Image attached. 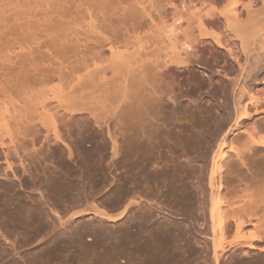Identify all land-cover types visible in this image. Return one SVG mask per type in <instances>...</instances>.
I'll list each match as a JSON object with an SVG mask.
<instances>
[{"label": "bare ground", "instance_id": "obj_1", "mask_svg": "<svg viewBox=\"0 0 264 264\" xmlns=\"http://www.w3.org/2000/svg\"><path fill=\"white\" fill-rule=\"evenodd\" d=\"M144 1L146 0H130L129 3L118 5L114 0H85L76 6L82 7L81 11L88 17V20L86 18L85 20L90 32L89 34L85 32L84 35L85 38H91V44L84 42L78 44L80 40L75 43H61L59 44L61 48L53 52L21 49L20 53L13 55L14 59L24 56L27 58H17L19 66L13 62L12 56L0 59L1 175L8 177V173H11L14 179L20 180L13 158L18 157L22 172L25 173L27 160L39 156L37 141L40 137H42L40 142L47 143L49 147L62 146L68 160L73 159L76 162L79 159L90 165L96 164L98 162L96 159H102L106 153H110L111 162L118 163L129 157L131 149L135 146L139 148L136 157L141 156L137 173L142 175L143 167L149 164L153 167L150 161L154 149L159 145L160 124L155 121L152 114L157 112L161 104H165V99L173 101V96L167 92L169 88L173 90V85L167 87L168 89L161 87L163 70L170 66L185 67L192 60L190 57L196 56L195 45L200 44L199 42L192 44L187 39L177 40V33L186 35V30L183 34V30L180 31L177 26L173 29L174 25L180 24L185 18L196 24L201 38L212 36L215 46L224 51L228 66L224 78L230 79L234 110L230 121L218 125L216 137L207 144L203 152L204 174L200 178L202 196L199 199L203 203L204 200L209 201V206L205 210V206L200 205L202 221L197 223L195 229L205 238V256H209L205 263L210 260L207 264H250L254 260L252 255L264 256V219H259L256 209L251 208L252 206L248 209L250 211L246 210L243 218L222 219L216 201L223 194V190L227 192L234 190V185L231 186L229 183L232 179H237L238 184L244 183L246 188L255 187L258 182L256 170L259 172L264 169V138L256 139L253 136L254 133L264 130V89L255 86L260 82L264 83V78L260 81L257 76L258 68L264 66V58L252 57L249 45H246L240 49L243 52L242 60L236 54L233 45L227 43L228 40L222 42L219 34L206 26L220 24L224 36L232 34L238 39L239 34L250 30V27H245L247 19L258 12L264 13V0H259V9H254L250 0L244 3H241L242 0H230L229 4L222 8L216 6L224 0H206L210 4L209 10L202 12L198 8L196 9L198 11L190 10L189 13L184 2L177 7L173 5L172 0H165L164 3L156 1L160 10L157 8L154 10L158 16L166 6L173 7L170 15L172 24L163 26L164 29L159 23L160 29L152 26L155 23L154 17L146 10ZM29 2L30 0H0V16L4 23L1 26L3 28L0 30V39L7 38L8 32L18 35L19 30L21 37H30L40 30L36 28L41 26L38 19L37 22L30 21ZM243 15L245 18L241 19ZM61 16L58 26H47L58 35L67 30L65 25H71V21L76 19L66 12L61 13ZM161 16L159 19L163 21L165 15L163 19ZM144 17L152 23L148 32L146 31L149 39L140 49H130L127 41L131 35L134 36V41L141 40L139 37L141 34L135 32L137 28L133 21ZM163 22L162 25L165 23ZM242 22L245 23L244 26ZM9 24L13 26L8 27ZM256 31H253L254 34H257ZM227 32L228 34H225ZM73 35L75 39L84 36L83 33L77 32ZM54 39L57 40V37ZM12 41L14 44V38ZM12 43L6 41L0 44V48L9 47ZM120 46L122 50H119ZM104 49H107L108 55H105ZM260 51L264 52V47L260 48ZM8 55L12 53L9 52ZM45 55L50 56L46 62L41 59ZM71 57L74 59L69 60ZM250 63L252 69L248 70ZM25 65H30V69L22 70ZM233 73L237 75L231 76ZM52 83H56L58 88L63 87L64 90L59 94L51 93ZM77 114L86 115L87 118L75 117ZM91 123L97 128L95 135L104 136V139L100 138L94 142L89 140ZM74 130L76 136H73ZM117 136H120V139ZM3 164L5 166L2 168ZM128 172L124 183L133 182L132 172ZM61 173L68 179L69 186L61 184L57 172L43 168L41 174L43 179L40 180V184L45 187L46 196L42 202H50L52 196L62 200L61 194L68 195V202H90L91 196L87 194L88 192H81L70 183L72 179L69 175L72 171L66 170ZM146 177L154 181L166 179L151 169ZM33 178H30V183ZM77 178L83 179V176L79 175ZM14 185L16 184L11 181L3 188L2 193L5 196L2 202H9L6 196L9 193L15 195ZM251 196L253 194H250ZM124 198L128 204L139 202L131 192H126ZM106 202L113 200L108 198ZM127 212L125 207L116 214H110L95 205H90L72 213L71 218L92 213L111 222H117L122 220ZM248 223L259 227L262 232L249 239L240 237L233 243H226L225 237L230 231L240 234ZM140 228L139 225L128 223L122 231L107 236L110 241L119 243L122 240H129ZM159 233L164 235L165 231L159 230ZM71 242L80 246L81 236L76 234ZM168 242L157 235L149 237L148 246L161 249L159 253L154 254L155 262L174 263L173 258L180 251L179 244L175 238L169 242L171 248H166L163 244ZM64 244L65 247L71 246L66 241ZM236 250H240L243 257H250V261L232 260ZM180 253L181 257H184L185 251L181 250ZM258 263L264 264V260Z\"/></svg>", "mask_w": 264, "mask_h": 264}, {"label": "rangeland", "instance_id": "obj_2", "mask_svg": "<svg viewBox=\"0 0 264 264\" xmlns=\"http://www.w3.org/2000/svg\"><path fill=\"white\" fill-rule=\"evenodd\" d=\"M83 1L85 0H30L28 5V12L31 14L30 21L37 22L38 19L41 26L36 28L40 30L30 37H21L19 30L18 35L8 32L7 38L0 39V44L6 41L12 43V38H14V44L0 48V59L12 56L13 62L19 66L20 63L16 62L17 58H27L24 56L14 59L13 55L20 53L21 49L30 48L33 51L53 52L61 48L59 45L61 43H75L80 40L78 44H91V38H85L84 35L85 32L87 34L90 32L86 25L88 17L84 11H81L82 7L76 6ZM114 1L121 5L129 3L130 0ZM156 1L165 2V0H146L143 3L157 23H150L147 17L133 21V25L137 28L135 32L141 34L139 36L141 40L136 42L133 40L134 36L131 35L127 41L130 49H140L142 45H145L144 43L149 39L147 30L151 24L158 29H160L158 23L162 29L165 25L172 24L170 15L173 7L166 6L165 10L159 13L162 16H158L154 10V8L160 10ZM247 1L242 0L241 3ZM250 1L254 9L260 8L259 0ZM171 2L177 7L184 2L188 13L198 8L205 12L210 7L206 0L205 2L202 0H172ZM229 2L230 0H224L216 7H226ZM63 12L76 19L71 21V25H65L67 30L60 33V36L47 26H58ZM260 13L262 12L256 13L257 18L255 15L247 19L249 22L246 20V24L242 22L243 26L245 24V27H250V30L247 29L239 34L238 39L228 32L225 33L228 35L224 36L220 24L206 27L217 32L222 42L228 40L227 43L233 45L236 54L242 60L243 52L240 49L246 45H249L252 57L262 56L264 58V52L260 51V48L264 47V13ZM160 16L164 17L165 20L162 19L166 24L159 19ZM244 18L243 15L241 19ZM190 22L184 18L180 24L174 25L173 29L177 26L180 31L183 30V34L186 33V35L177 33L176 38L179 41L187 39L192 44L198 42L200 44L195 45L196 56L190 57L192 60L185 67L170 66L163 70L161 87L169 88L173 85V90L167 88V92L173 96V101L165 99V104H161L157 112L152 114L155 121L160 124L159 145L154 149L150 161L153 167L149 164L143 167L142 175L137 173L141 156L136 157L139 148L135 146L131 149L129 157L127 156L118 163L111 162L110 153H106L102 159H96L98 161L96 164L90 165L79 159L76 162L73 159L68 160L67 153L62 146L49 147L47 143L40 142L42 139L40 137L37 141L39 156L36 155V158L27 160L25 173L22 172L18 157L13 158L20 180L14 179L11 173H8V177H4L0 170V264H207L210 262L208 260L205 263L209 256H205L204 235H199L195 229L197 223L202 221L200 205H204L205 210L209 206V201L204 200L205 203H203L199 199L202 196L200 178L204 174L202 173L203 152L207 144L216 137L215 131L218 125L231 120L234 114L233 96L230 79L224 78L227 73L225 69L228 67L226 57L223 55L224 51L215 46L212 36L201 38L196 24L193 21ZM3 25L0 16V30ZM126 25L130 26V24ZM9 26L13 25L9 24ZM254 30L258 31H256L257 34H254ZM75 32L83 33L84 36L81 35L79 39H75L73 35ZM54 37H57V40ZM122 49L120 46L119 50ZM106 50L104 49L105 55H108ZM9 52L12 55H8ZM49 58L50 56L45 55L41 59L46 62ZM73 59L71 57L69 60ZM29 69L30 65L22 68V70ZM250 69H252V64L248 70ZM235 74L237 75V73L230 75ZM257 76L260 81L264 78V66L258 68ZM255 86L264 89V83L260 82ZM56 87V83L50 85L51 93L59 94L64 90L63 87ZM9 105L11 106V103ZM75 117L87 118L86 115L81 116V114ZM90 126L89 140L94 142L100 138L104 139V136L95 135L97 128L92 123ZM73 136H76L75 130ZM253 136L256 139L264 138V130L254 133ZM117 138L120 139V136ZM230 155L232 156L233 153ZM3 166L5 165L3 164L2 168ZM43 168L57 172L63 186H69V182L61 171L71 170L69 177L72 181L70 183L81 192H88L87 194L91 196L90 202H68V195L63 194H61L62 200L52 196L50 202H42L43 197L46 196V189L40 184V180L43 179L41 176ZM150 169L166 179L164 181L147 179L146 175ZM127 171L132 172V183H124ZM256 171L258 182L255 187H251L253 190L250 187L246 188L244 183L238 184L237 179L229 182L235 187L233 191L223 190V194L216 201L222 219L243 218L246 210L250 211L248 209L251 206L256 209L255 212L259 219H264V169ZM79 175L83 176V179L77 178ZM30 178H33L31 183ZM11 181L16 184L14 185L15 195L9 193L6 195L9 202H2L5 196L2 193L3 188ZM126 192L133 193L139 202L133 205L128 204L129 202L124 198ZM250 194L253 196L250 197ZM108 198H111L113 202H106ZM90 205H95L110 214H116L125 207L128 212L122 220L117 222H111L92 213L71 218L72 213ZM128 223L139 225L141 228L133 233L129 240L115 243L108 239L107 235L122 231ZM159 230L165 231L164 235H161ZM261 232L259 227L248 223L240 234L230 231L225 241L233 243L240 237L249 239ZM76 234L81 236L80 246L71 242ZM153 235L165 238L169 242L177 238L180 251L173 258L174 263L154 261L156 257L154 254L159 253L161 249L148 246L149 237ZM64 241L71 246L65 247ZM169 242L163 245L171 248ZM181 250L185 251L184 257H181ZM251 257L254 260L250 264H259L258 261L264 260L261 254ZM232 260L250 261V257H243L240 250H236Z\"/></svg>", "mask_w": 264, "mask_h": 264}]
</instances>
